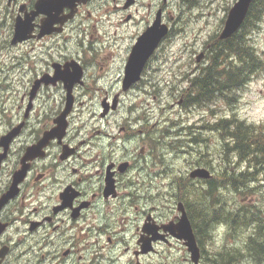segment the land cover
<instances>
[{"label": "flooded vegetation", "instance_id": "1", "mask_svg": "<svg viewBox=\"0 0 264 264\" xmlns=\"http://www.w3.org/2000/svg\"><path fill=\"white\" fill-rule=\"evenodd\" d=\"M5 1L13 22L7 39L10 50L29 46L33 64L38 69L42 62V68L33 74L23 91L13 87L10 95L0 96V264H246L249 261L257 264L246 252L247 238L244 239L239 229L245 227L248 237L259 231L264 218L257 208L230 210V204L219 194L205 192L210 182H218L216 178H219L206 161L194 165L195 159L191 157L192 169L185 174L180 171L172 174L170 183L176 184L179 193L174 192L167 199L171 217L154 206L157 198L166 203L165 190L161 191L159 185L170 173L167 157L172 153L177 158L180 154L192 156L199 134L209 131L208 119L200 118L202 125L199 122L197 125V122L190 124V118L182 114L179 119L166 118L151 125L160 129L158 138H151L147 127L149 117L144 118L131 108L129 114L114 116L121 108L119 94H115L103 98L101 103L107 105L108 112L104 116L100 113L99 117L100 121L114 118L112 124L116 129H111V134L98 131V135L91 134L85 140V135L74 133L71 128L78 103L76 89L83 85L86 70L76 61L82 78L72 88L73 105L65 118V128L60 127L56 135L46 137L58 127L56 121L65 107L67 89L62 78L71 71L68 64L73 60L68 50L70 34L79 31L78 21L84 9L97 3L104 6L109 1L78 0L73 8L63 7L57 18L63 20L71 11L72 17L54 24L52 32L42 36H39L40 26L45 16H33L37 0ZM110 2L114 4L108 8L110 13H124L117 27H124L125 31L122 35L114 33L119 40H129L124 50L123 72L137 39L156 17L168 26L169 34L171 26L162 4L144 5L140 0ZM87 16H91L89 12ZM27 17L32 18L31 37L12 44L15 20ZM153 56L140 80L127 90L122 89V73V92L149 83L144 76ZM3 67L0 72H6ZM190 69L185 94L176 103L187 116L195 105L192 99L198 97L197 80L210 77L213 72L209 65H194ZM224 78L228 79L226 72ZM114 100L116 106L112 109ZM94 137L97 139L93 140ZM149 138L151 145L146 148L143 143L149 142ZM139 141L142 145L137 147ZM227 147L230 148L227 152L231 151L237 161L230 143ZM254 162L257 167V159ZM244 165L252 166L246 159ZM198 167L208 170L211 178H191V172ZM192 189L200 195V200L201 197L207 200V205L200 207L199 198H190ZM182 207L197 249L194 254L175 228ZM161 208L166 210L164 205Z\"/></svg>", "mask_w": 264, "mask_h": 264}, {"label": "rangeland", "instance_id": "2", "mask_svg": "<svg viewBox=\"0 0 264 264\" xmlns=\"http://www.w3.org/2000/svg\"><path fill=\"white\" fill-rule=\"evenodd\" d=\"M108 1L109 3L104 6L97 3L92 8L84 9L83 17H79L80 21H78L79 31H75L76 35L70 34L68 41L71 58L86 68L83 85L76 89L78 103L72 114L71 125L74 133L80 132L85 135L83 137L85 140L91 134L96 136L98 131L111 134V129L112 131L116 129L112 124L114 118L100 121L99 114L102 112L103 98H111L115 94H119L121 108L119 114L116 113L114 116L129 114V108H131L142 117H149L147 127L151 138L157 139L160 134V129L157 126L152 127V124H160L166 118L170 120L180 118V114L183 117H189L190 124L197 122V125H202L200 118L204 117L214 125L225 116L240 120L246 123L245 125L263 127L264 131V14L258 22L247 23L244 28L243 37L253 48V52L257 55V65H259L256 71L250 74L249 81L244 87H239L235 97L231 95L229 100L217 101L212 112L205 105H194L190 107L192 114L187 116L176 103L180 96L185 94L184 90L188 84L186 76L191 70L190 66L193 68L194 65L210 64L208 49L218 39L227 13L236 0H166L165 4L163 0H140L144 5L157 3L165 6L171 32L145 70L144 78L148 79L150 84L146 83L128 92H122L120 80L123 73L124 50L129 40H119L114 35V33L119 35L125 31L124 27H117L124 13L120 11L110 13L108 8L113 7L114 4L110 2L111 0ZM5 4V0H0V68L4 66L6 71L0 72V96L3 97L10 95L13 87L20 92L23 91L33 74L42 68V62L38 69L33 64L29 46L10 50L7 39L12 32L13 22L12 14L8 15L9 9ZM87 12L91 16L88 17ZM169 16L172 17L171 20H168ZM200 54H203V58L197 62ZM104 56H106L105 59ZM153 129H155L154 132ZM143 137H146V134ZM197 138L198 144L194 147L192 156L180 154L177 158L176 153H172L167 157L166 165L171 167L170 173L166 175L163 184L159 185L161 191L165 190L166 203L157 198L154 206L163 210L167 214L166 217H171L167 199L174 196V192L179 193L176 190V184L170 183V180H173L170 179L172 174L179 171L185 174L186 170L192 169L197 163L205 164L206 161L215 177L219 176L216 180L218 179V182L221 180L225 185L218 188L215 194H219L224 202L230 204L228 206L230 210L257 208L261 218H264V161L261 167H258L259 162L257 163L258 168L254 179L246 185L249 191L246 193L235 191L228 184L229 181H224L220 176L229 180L230 172L238 174L246 171L244 160L236 161L233 153L227 152L229 147L226 148L223 145V140L215 131L203 132ZM96 139L97 137L93 138V140ZM138 145H142L141 141L138 142L137 147ZM143 145L149 148L150 138L149 142ZM191 157L195 159L193 166H191L193 164V161H190ZM257 160H260V157ZM250 173L253 172H249V175ZM153 189H156V185ZM192 190L193 194L190 198L192 200L199 198L200 195L196 193V190ZM197 200L200 201V207L207 205V200H203L202 197L201 200L200 198ZM218 202L221 200L219 199ZM152 203L150 200V206ZM162 205L166 210L161 208ZM239 231L246 239L245 227H241ZM246 264L255 263L249 261Z\"/></svg>", "mask_w": 264, "mask_h": 264}, {"label": "trees", "instance_id": "3", "mask_svg": "<svg viewBox=\"0 0 264 264\" xmlns=\"http://www.w3.org/2000/svg\"><path fill=\"white\" fill-rule=\"evenodd\" d=\"M263 14L264 0H253L241 30L227 40L217 39L210 45L208 49L210 64L208 65L211 66L213 72L212 76H204L197 80L195 87L197 88L198 97L192 99L195 105L201 106L211 102L212 106L215 107L217 101L220 99L229 100L230 91L234 87L247 83L250 74L256 71V68L259 66L257 65V56L253 53L252 48L248 45L243 35L246 24L258 22ZM224 66H228V70H224ZM225 72L228 79L224 78ZM187 106H190V104ZM245 124L237 119L220 118L214 125H209V131L217 132L223 140L225 147L230 143L231 150L234 151L237 159H246L247 163L252 165L251 167L249 165L247 167L253 172L250 175L246 171L239 172L238 174L230 172L228 176L229 180H225V177L220 176L224 181H229L228 184L235 191L242 193L249 191L246 185L248 182L253 181L257 168L263 166L262 163L264 161L263 127ZM203 127L206 128L208 126ZM259 157L260 160H257V163L259 162L260 166L256 167L254 161ZM222 186L225 185L221 180L219 182H210L205 192L215 194L218 188ZM245 249L248 255L255 258L257 264H264L263 224L260 225L258 232L253 231L247 237Z\"/></svg>", "mask_w": 264, "mask_h": 264}, {"label": "water", "instance_id": "4", "mask_svg": "<svg viewBox=\"0 0 264 264\" xmlns=\"http://www.w3.org/2000/svg\"><path fill=\"white\" fill-rule=\"evenodd\" d=\"M11 1V0H9ZM78 0H37L34 7L33 16L38 14H43L45 16L44 20L41 22L40 26V34L39 36L49 34L52 32L51 28L56 23H63L62 21L67 20L72 17L71 13L64 18L63 20H59L57 16L59 15L61 9L65 6L73 8L75 2ZM83 2L86 0H82ZM253 0H236L231 9L228 12L226 17L224 26L219 34L220 40H226L234 35L238 29L243 24L245 17L249 11L250 5ZM31 17H27L26 19L17 18L14 23V32L12 36V44L23 42L31 37V32L33 26L31 24ZM168 27L165 24H161L160 19L158 17L155 18L153 24L146 29V31L137 39L135 45L133 46L127 62L124 67V76L122 81V89L127 90L133 84L137 83L140 80V75L143 71L144 66L146 65L149 58L153 55L155 50L157 49L159 43L162 39L167 35ZM202 55L200 54L197 58V62L200 61ZM68 66H70L72 71L68 72L66 77H63L62 80L67 89V98L65 102L64 110L61 115L57 119L58 127L52 132L47 134V138L53 137L56 135L55 131H57L60 127L62 129L65 128V118L70 113L73 105V98L71 95L72 88L74 84L80 83L82 77V71L80 66L71 61ZM36 90V85L33 86L31 91V97L34 95V91ZM102 106V116H104L108 112V107L104 102L101 104ZM109 106V105H108ZM116 106V101L114 100L111 108L114 109ZM191 178H203L209 179L211 174L208 170L204 168H197L193 170L190 174ZM180 209V207H179ZM183 210V207H182ZM177 228L180 239L185 241V246L188 248L190 252L194 254L195 242L193 235L191 233V228L189 221L187 219V215L185 211H182V215L179 223L175 226ZM197 250V249H196Z\"/></svg>", "mask_w": 264, "mask_h": 264}, {"label": "bare ground", "instance_id": "5", "mask_svg": "<svg viewBox=\"0 0 264 264\" xmlns=\"http://www.w3.org/2000/svg\"><path fill=\"white\" fill-rule=\"evenodd\" d=\"M245 169L248 167V165H244ZM247 172H251L248 168L246 170Z\"/></svg>", "mask_w": 264, "mask_h": 264}]
</instances>
